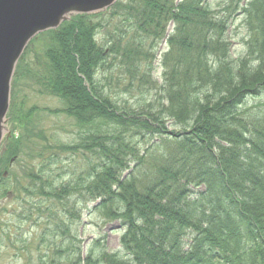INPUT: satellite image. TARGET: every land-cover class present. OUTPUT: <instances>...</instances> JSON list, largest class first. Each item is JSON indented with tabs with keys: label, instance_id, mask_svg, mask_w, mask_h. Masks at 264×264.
I'll return each instance as SVG.
<instances>
[{
	"label": "trees",
	"instance_id": "1",
	"mask_svg": "<svg viewBox=\"0 0 264 264\" xmlns=\"http://www.w3.org/2000/svg\"><path fill=\"white\" fill-rule=\"evenodd\" d=\"M203 1L182 0L176 6L170 0H141L138 6H130L134 2L130 0L107 11L123 14L118 19L111 16L105 43L124 64L134 52L133 64L145 57L151 65L155 56L142 54L136 46L141 31L160 39L170 22L176 24L177 35L168 42L172 51L181 52L171 63L167 56L164 66L161 62L165 106L157 112H129L120 107L121 112L99 92L97 72L106 67V59L96 40L100 26L89 22V17L97 15H78L66 22L46 46L45 66L34 71L41 92L63 102L60 113L73 118L82 133L89 127L96 130H90L86 142H81L90 154L86 177L54 190V183L46 180L51 159L32 168L23 190L27 196L36 191L34 197L38 194L41 200L51 196L62 205V197L69 202L75 196L99 201V209L122 220L125 256L103 255L104 264H264V104L258 103L263 107L255 118L242 116L249 96L253 100L264 96V4L249 15L252 43L248 56L235 66L228 53L218 52L233 10L216 18ZM231 1L235 8L244 0ZM192 45L193 62L184 64L183 55ZM253 59L258 65L250 68L247 60ZM213 65L218 68L214 70ZM31 73L24 70L23 76ZM199 89L205 92L195 95ZM24 114L20 111L17 119L22 137L23 130L29 133L35 127L31 115ZM168 118L175 126L193 120L194 127L170 133ZM30 136L32 142L33 132ZM157 139L162 144V163L140 189L135 173L127 177L124 173L130 170L131 160L137 162L136 168L143 165L141 143L154 141V145ZM58 149L78 152L69 146ZM29 152L28 157L35 151L27 141L15 139L3 162ZM112 202L120 208L114 210ZM83 263L98 261L89 257L76 264Z\"/></svg>",
	"mask_w": 264,
	"mask_h": 264
},
{
	"label": "rangeland",
	"instance_id": "2",
	"mask_svg": "<svg viewBox=\"0 0 264 264\" xmlns=\"http://www.w3.org/2000/svg\"><path fill=\"white\" fill-rule=\"evenodd\" d=\"M129 1L119 0L117 3L125 5ZM133 1L130 6H138L141 0ZM170 2L177 6L182 0H170ZM230 3H232L231 0L203 1V5L212 12L211 16L216 18L231 14L233 10V18L227 23V31L223 37L225 42L219 44L218 52L228 53L229 62L236 66L248 56V44L252 43L249 15L263 5L264 0H244L240 7L235 8L230 6ZM229 7L232 8L228 10ZM111 13H102V15L100 13L96 14V17H89V22L95 27L100 26L96 40L102 46L106 59V67H100L97 72L96 83L99 92L112 100L121 112H123L121 108H126L129 112H157L165 106V102L161 100L165 71L162 65L166 63L164 56H167L171 63L179 58L181 52L176 49L172 51L168 42L170 38L177 35L176 24L170 22L164 37L160 39H154L141 31V38L137 39L136 46L141 49L142 54L155 56L151 65H149V58L146 59L143 55L144 59H138L137 64H133V59L136 57L134 52L130 60L124 64L115 58L116 56L110 51V45L105 43L108 33L105 26L112 20L111 16L114 13ZM119 15L123 16L122 13ZM119 15L114 17L118 19ZM64 24L65 22L60 28ZM60 28L48 31L32 42L23 61L17 65L15 78L12 80L11 104L7 115V127L11 138L8 142L4 140L5 143L0 147V173H3V178H1L2 175L0 176V264H76L79 259L85 261L89 257L94 262L98 261V264H104L100 261L103 255L116 254L120 258L125 256L121 243L125 230L122 220L108 216L107 209H99V201H86L80 196H75L76 198H72L69 202L67 197H62L64 202L62 205L61 201H56L51 196L41 200L38 194V198L34 197L36 191L32 196H27L23 190L28 183L27 176L32 168L43 162L48 164L51 159L52 162L48 167L49 179L46 176V180L54 183V190L61 191L63 185L87 175V158L90 154L81 148V142H86L90 130L95 128H85L82 133L73 118L60 113L64 110L63 102L57 96L41 92L39 79L34 75L36 67L39 68L42 64L43 67L45 66L44 51ZM194 30V28L190 29V44L194 42ZM130 35L135 36L134 31H131ZM194 46L188 47L183 55L184 64H192ZM197 51L198 49L194 52L196 55ZM247 62L250 68L258 65L255 59L247 60ZM212 68L216 70L218 66L213 65ZM24 70L32 71V73L23 76ZM186 81H191V78L187 77ZM203 92H205L204 89H199L195 95H201ZM249 97L242 109L245 120L249 117L255 118L257 110L263 107H258L259 104H264V96L254 100ZM20 111L26 113L24 115L30 114L35 126L34 129H29V133L23 130V137L17 124ZM166 126L170 133H184L187 129L188 131L193 129L194 121H190L185 126H175L174 121L168 118ZM120 131L123 132L124 129ZM32 132L34 143L30 141ZM82 137L84 140H81ZM15 139L19 142L21 139L23 142L27 141L29 148H34L35 152L30 157H28L30 152L23 153L20 157H10L9 163L4 164L3 158ZM153 143L154 141L150 144L141 143L139 151L141 150V156L145 157L143 165L136 168L137 162L131 160L130 170L124 173V177H127L129 173L134 172L140 189H143L153 178L156 167L162 163V144L160 141L154 145ZM59 146L76 148L78 152H63L58 149ZM41 153L42 158L39 157ZM76 199H80V202L75 201ZM112 205L114 210L120 208L117 203Z\"/></svg>",
	"mask_w": 264,
	"mask_h": 264
},
{
	"label": "water",
	"instance_id": "3",
	"mask_svg": "<svg viewBox=\"0 0 264 264\" xmlns=\"http://www.w3.org/2000/svg\"><path fill=\"white\" fill-rule=\"evenodd\" d=\"M117 0H0V146L7 134L11 84L19 60L39 33L76 14L104 11Z\"/></svg>",
	"mask_w": 264,
	"mask_h": 264
}]
</instances>
